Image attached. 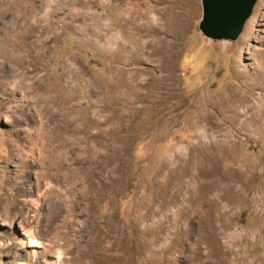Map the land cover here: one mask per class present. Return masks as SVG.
I'll return each instance as SVG.
<instances>
[{"label":"rangeland","instance_id":"rangeland-1","mask_svg":"<svg viewBox=\"0 0 264 264\" xmlns=\"http://www.w3.org/2000/svg\"><path fill=\"white\" fill-rule=\"evenodd\" d=\"M201 17L0 0V264H264V0L235 41Z\"/></svg>","mask_w":264,"mask_h":264},{"label":"water","instance_id":"water-1","mask_svg":"<svg viewBox=\"0 0 264 264\" xmlns=\"http://www.w3.org/2000/svg\"><path fill=\"white\" fill-rule=\"evenodd\" d=\"M257 0H201L202 34L212 40L235 41L244 30Z\"/></svg>","mask_w":264,"mask_h":264},{"label":"bare ground","instance_id":"bare-ground-1","mask_svg":"<svg viewBox=\"0 0 264 264\" xmlns=\"http://www.w3.org/2000/svg\"><path fill=\"white\" fill-rule=\"evenodd\" d=\"M173 22H170V21H167V24H166V26H165V31H164V34H166V32H168L169 31V29L171 30L172 28H173ZM159 29V28H158ZM157 29V30H158ZM163 29V30H164ZM160 32V31H159ZM247 34V33H246ZM245 34V35H246ZM157 38V37H156ZM167 38V37H166ZM9 39V38H8ZM165 40V39H164ZM163 40V41H164ZM171 43V42H170ZM171 50V49H170ZM170 55V54H169ZM172 56V55H171ZM170 59V58H169ZM260 63H261V60H260ZM160 79V78H159ZM154 82V81H153ZM172 82V81H171ZM163 83V82H162ZM167 83V82H166ZM165 85V84H164ZM170 87H171V85H170ZM172 89V88H171ZM169 90V89H168ZM167 93V92H166ZM170 93V92H169ZM168 93V94H169ZM173 93V92H172ZM171 94V93H170ZM172 95V94H171ZM168 96H170V95H167V97L166 96H164V97H166V98H163L165 101H167L169 98H168ZM160 99V98H159ZM158 99V100H159ZM161 100V99H160ZM162 103V101H159V103ZM256 104V102H253V105H255ZM163 105V104H162ZM166 105V104H165ZM159 106V105H158ZM161 106V105H160ZM164 106V105H163ZM168 106V105H167ZM214 106H216V105H214ZM229 107V106H228ZM164 108V107H163ZM222 108V107H221ZM161 109V108H160ZM217 109V108H216ZM219 109V108H218ZM217 109V110H218ZM234 110H232V109H230V110H232L231 111V113H230V117L231 118H233L232 120H235L236 118H237V112H236V110H235V108H233ZM162 111V110H161ZM225 111V110H224ZM216 112H218V111H216ZM220 113H222L223 114V112H221V111H219ZM226 112V111H225ZM229 112V111H228ZM247 112V111H246ZM219 113V114H220ZM253 113H254V111H253ZM218 114V113H217ZM244 115V114H243ZM214 116V115H213ZM227 116V115H226ZM229 116V115H228ZM247 116V115H246ZM216 117V116H215ZM221 117H223V116H221ZM212 118V117H211ZM213 119V118H212ZM216 119V118H215ZM221 120H223V119H220V121ZM217 121V120H216ZM224 122H226V121H230V119H228L227 118V120L226 119H224L223 120ZM230 122H232V121H230ZM221 124V123H220ZM219 124V125H220ZM222 124H223V122H222ZM221 124V125H222ZM220 125V126H221ZM226 125V124H225ZM215 127V126H214ZM221 129V128H220ZM223 129V128H222ZM224 130V129H223ZM236 130V129H235ZM218 131V130H217ZM30 135V134H29ZM30 139V138H29ZM228 140V139H227ZM221 144H223V143H221ZM195 150V149H194ZM198 150V149H197ZM191 159V158H190ZM40 180V179H39ZM232 180H234V179H232ZM91 181V180H90ZM195 181V180H194ZM12 187H11V189L13 190L14 189V186H16V185H13V183H11L10 184ZM229 187V186H228ZM17 191V190H16ZM223 191V190H222ZM97 193V192H96ZM16 195H17V193H14V192H12V191H10L9 193H7V195L3 198V199H0V206H5V207H7V208H9V209H7V208H0V210H4L7 214H9V212H11L13 209H14V207H15V201H16ZM213 198V197H212ZM32 199V198H31ZM36 199V198H35ZM32 201V200H31ZM37 202V201H36ZM38 203V202H37ZM18 204V203H17ZM26 205V204H25ZM21 211H22V209H21ZM22 213V212H21ZM1 216V215H0ZM22 220V219H21ZM0 221H2V219H0ZM29 230H32V229H29ZM10 235H12V233L10 234ZM1 237V236H0ZM19 244H21V245H23L24 244V239H22V238H18V236H17V233L15 234V236L13 237ZM28 240H29V242L30 243H32V244H37L38 242L37 241H35L34 239H32V238H28ZM29 246H34V245H29ZM29 254V256H30V258H34L36 255H37V252H35V251H30V253H28ZM200 256V255H199ZM199 258V257H198ZM55 264H58L57 263V261H56V263Z\"/></svg>","mask_w":264,"mask_h":264}]
</instances>
